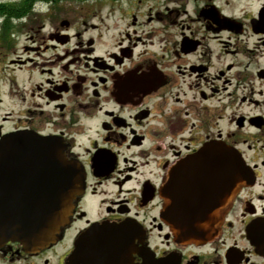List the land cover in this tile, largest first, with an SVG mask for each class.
Masks as SVG:
<instances>
[{"label":"flooded vegetation","instance_id":"flooded-vegetation-1","mask_svg":"<svg viewBox=\"0 0 264 264\" xmlns=\"http://www.w3.org/2000/svg\"><path fill=\"white\" fill-rule=\"evenodd\" d=\"M8 136L58 150L83 189L51 243L8 241L0 264H264V0H0ZM222 146L248 180L216 235L182 241L166 194L209 183Z\"/></svg>","mask_w":264,"mask_h":264},{"label":"water","instance_id":"water-1","mask_svg":"<svg viewBox=\"0 0 264 264\" xmlns=\"http://www.w3.org/2000/svg\"><path fill=\"white\" fill-rule=\"evenodd\" d=\"M219 150L215 156L222 159L209 171V183H195L189 178L173 180V192L166 194L161 216L182 241L204 242L216 235L222 207L248 180L240 158L223 146ZM10 165H14L12 170ZM11 171L16 178L12 191L8 182ZM0 176V245L16 242L24 250L34 251L51 243L71 214L72 201L83 189L78 168L43 142L8 136L0 143ZM207 194L210 203L201 197ZM214 203L221 209L212 212Z\"/></svg>","mask_w":264,"mask_h":264}]
</instances>
